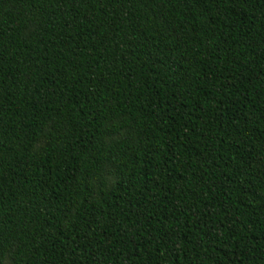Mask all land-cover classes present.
Segmentation results:
<instances>
[{
    "label": "trees",
    "instance_id": "16d2710c",
    "mask_svg": "<svg viewBox=\"0 0 264 264\" xmlns=\"http://www.w3.org/2000/svg\"><path fill=\"white\" fill-rule=\"evenodd\" d=\"M0 264H264V0H0Z\"/></svg>",
    "mask_w": 264,
    "mask_h": 264
}]
</instances>
